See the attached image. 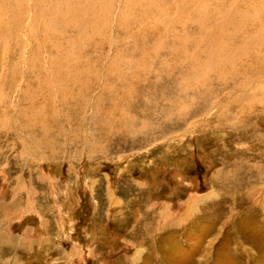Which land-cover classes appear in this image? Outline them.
I'll return each instance as SVG.
<instances>
[{
    "label": "rangeland",
    "instance_id": "1",
    "mask_svg": "<svg viewBox=\"0 0 264 264\" xmlns=\"http://www.w3.org/2000/svg\"><path fill=\"white\" fill-rule=\"evenodd\" d=\"M3 1L0 264H264V77L209 59L264 56V0H196L207 43L177 0Z\"/></svg>",
    "mask_w": 264,
    "mask_h": 264
},
{
    "label": "bare ground",
    "instance_id": "2",
    "mask_svg": "<svg viewBox=\"0 0 264 264\" xmlns=\"http://www.w3.org/2000/svg\"><path fill=\"white\" fill-rule=\"evenodd\" d=\"M2 1V0H1ZM14 1V3L16 2L15 0H13ZM19 2H21V0H18ZM24 1V0H23ZM65 1V0H64ZM95 4L92 6V7H88V9H89V12H86V11H83V18H82V20L81 21H88V22H90V23H92V24H94V25H97V19H96V17L98 18L100 15H102V10L101 11H98V9H99V7L100 6H97V4H99V2H100V0H92ZM135 1V0H134ZM163 0H158V2L157 3H160V2H162ZM178 1V6H177V8H179V9H186L187 10V12H186V16L184 17V18H190L191 20L193 19V20H195L194 18L196 17V20H197V22L198 23H196V25H197V27L196 28H198V32L197 33H199L200 34V36H202V38H200V40H203V41H205L206 43H207V39H206V37L204 36V34H203V25H204V23L206 22V17L205 18H203L204 17V14H203V8H202V6H203V4H201L199 1H197L196 2V0L194 1V2H196V6H192L191 7V9H189V7H190V5H191V0H189L188 2H186L187 0H177ZM3 2H5V0L3 1ZM34 2V1H33ZM190 2V3H189ZM13 3V4H14ZM35 3H39V1L38 0H36L34 3H32V6L34 7V6H36L35 5ZM156 3V4H157ZM175 3H176V0H175ZM13 4H11V5H13ZM68 4V3H67ZM149 4V3H148ZM209 4V3H208ZM177 5V4H176ZM65 6V5H64ZM185 7V8H183V7ZM2 7V6H1ZM0 7V8H1ZM13 7V6H12ZM75 7V9H76V7H77V10H79L78 8H79V5H75L74 6ZM159 7V6H158ZM204 7V6H203ZM232 7V6H231ZM81 8V7H80ZM156 8V7H155ZM228 8H229V6H228ZM3 9H5V5H4V7H3ZM2 9V10H3ZM87 9V10H88ZM204 9H206V8H204ZM227 9V8H226ZM1 10V9H0ZM22 8H21V6L18 4V6H17V12H18V16H15L14 18H13V21H12V25H17V22H19V20L22 18ZM69 10V9H68ZM157 10V9H156ZM221 10H222V8H220V12L219 13H221ZM232 10V9H231ZM254 10V9H253ZM13 11V10H12ZM160 11V10H159ZM169 11V10H168ZM3 12V11H2ZM55 12V13H54ZM52 11L51 12V14H52V16H51V19H53L54 17H55V15L56 16H58L59 14H58V12H56V11ZM80 12V11H79ZM82 12V11H81ZM205 12V11H204ZM224 12H226L225 10H224ZM228 12H229V10H228ZM232 12V11H231ZM9 13V12H8ZM8 13H6V14H8ZM149 13V12H148ZM151 13V12H150ZM227 13V12H226ZM225 13V14H226ZM113 14V13H112ZM225 14H223V15H225ZM165 15H166V13H165ZM3 16H4V13H3ZM8 16V15H7ZM10 16V15H9ZM8 16V17H9ZM70 16L72 17L71 19H73V16H72V13H70ZM147 16V15H146ZM149 16V15H148ZM195 16V17H194ZM221 16V15H220ZM6 17V16H5ZM4 17V18H5ZM167 17V16H166ZM174 17V16H173ZM172 17V18H173ZM1 18V17H0ZM256 18V17H255ZM6 19V18H5ZM208 19V18H207ZM230 19V18H229ZM1 20V19H0ZM219 20V19H218ZM234 20V19H233ZM7 21V20H6ZM11 21V20H10ZM84 22H81V23H84ZM97 22V23H96ZM192 22H194V21H192ZM192 22H190V23H192ZM229 22H232V21H229ZM228 22V17H224V19H222V16H221V19H220V23H217L216 25L218 26V28L219 29H221V30H223V31H228V30H225L224 28H223V25H227V23H229ZM235 22V21H234ZM0 23H1V21H0ZM110 23H111V20H110ZM233 23V22H232ZM237 23V22H236ZM259 23V22H258ZM2 24H3V22H2ZM10 24V25H11ZM234 24V23H233ZM238 24V23H237ZM262 24V23H261ZM7 25V24H6ZM111 25V24H110ZM169 25V24H168ZM192 25V24H191ZM229 25H230V23H229ZM229 25H228V27H229ZM4 26V25H3ZM3 26L0 24V33H2V32H4L3 34H5L6 33V31H3L2 29H3ZM8 26V25H7ZM170 26V25H169ZM231 26V25H230ZM112 27V26H111ZM237 27V26H236ZM230 28V27H229ZM81 29V28H80ZM260 29V28H259ZM166 30V29H165ZM261 30H262V32H264V23L262 24V27H261ZM260 30V31H261ZM257 31V30H256ZM196 33V32H195ZM254 33V32H253ZM252 33V34H253ZM257 33V32H256ZM171 34V33H170ZM239 35H240V33H238ZM237 34V35H238ZM85 36H89L88 35V32H87V34L85 33L84 34ZM1 36V35H0ZM6 36V35H5ZM170 36V35H169ZM251 36V35H250ZM231 37V36H230ZM240 37V36H239ZM248 37V36H247ZM264 37V36H263ZM245 38V37H244ZM254 38V37H253ZM252 38V39H253ZM166 39H167V37H166ZM232 39H234V38H232ZM176 40V39H175ZM229 40H231V38L229 39ZM145 42V41H144ZM177 42V41H176ZM204 42V43H205ZM245 42V41H244ZM251 42V41H250ZM178 43V42H177ZM245 45H248V43L246 42V44ZM264 45V44H263ZM227 47V46H226ZM226 47H223V48H212V49H215L216 51H214V52H210L211 54H212V57H213V59H212V57L210 58L209 56H208V54H209V52L208 51H205V50H203V51H199L198 50V48H195V49H197V51H196V55H195V57H199V58H202L201 59V61H198V69L197 70H195V72H199V74L198 75H202V77H203V80H204V78H208V75H206L205 74V70H203V66H206V61H208L207 60V58L209 57V59H211L212 61H213V63H214V65H215V63L218 61V63L220 64V65H222L223 66V68H225V69H227V68H230V69H232V70H234V67H235V64H236V59H235V57L236 56H238V55H242L241 57H243L242 58V60L241 59H239V60H241V62L240 61H238L239 62V64L241 65V67H243L244 65V67H249V66H251V68L253 69V67L255 66V65H257V64H260V63H263L264 64V62H262L261 61V57L263 56L260 52H258L259 51V49H258V51L256 52V53H254V54H256V55H251V54H249L250 52H248L250 49H249V47H240V48H234V47H232L230 50H227L228 48H226ZM186 49V48H185ZM185 49H182V51H184V54L185 55H183L181 58L182 59H185L186 61H188L189 62V64L191 63V61H192V59H191V57H192V55H193V53L195 54V52H193V53H191L192 55H189V54H186L185 52ZM220 49H222L221 51H220ZM168 50V49H167ZM227 50V51H226ZM260 50H264V49H260ZM71 50H69V52H70ZM179 51V53H180V51L181 50H178ZM177 51V52H178ZM57 52V51H56ZM177 52L176 53H173V56H176V54H177ZM262 52V51H261ZM168 53H169V51H168ZM210 55V54H209ZM224 55H226V56H224ZM264 57V56H263ZM52 59V58H51ZM175 60H177L176 58H174ZM178 61V60H177ZM182 61V60H181ZM181 61H179V62H181ZM183 63H185V62H183ZM209 63V62H208ZM207 63V64H208ZM217 64V63H216ZM239 64H237L236 66H237V69L239 68ZM188 65V64H187ZM138 66V65H137ZM208 67V66H207ZM240 67V68H241ZM137 68V67H136ZM139 68V67H138ZM221 68V67H220ZM222 68V69H223ZM250 68V70L248 71V72H243V71H241V69H239L240 70V74L241 73H243L244 75H243V78L240 80V85H241V88H243V89H248V87H249V85H251V83H255L256 81H258L259 79H262L263 77H264V71L263 72H258V73H254L253 71L252 72H250L252 69ZM216 70V69H215ZM221 70V69H220ZM260 70H262V69H260ZM194 72V73H195ZM209 72V71H208ZM221 72H223V71H221ZM226 72H228L227 70H226ZM225 72V73H226ZM250 72V74H249V76H247V73H249ZM211 73V75H212V72H210ZM228 73H232V71H230V72H228ZM238 73V72H237ZM192 74V73H191ZM219 73H217V75H218ZM239 74V73H238ZM49 75H51V74H49ZM121 75H124V74H120L119 75V77L121 78V79H123L122 77H121ZM229 75H234V73L233 74H229ZM195 76V75H194ZM214 76H215V74H214ZM219 76L220 77H223L224 78V75H221V74H219ZM47 77H49L48 76V74H47ZM196 77V76H195ZM198 77V76H197ZM200 77V76H199ZM199 77H198V79H199ZM201 77V78H202ZM229 78V77H228ZM231 78V77H230ZM190 79V78H189ZM213 79V78H212ZM221 79V78H220ZM235 79V78H234ZM237 79V78H236ZM54 83H55V86L57 87V81L56 80H60V77H54ZM229 80H231V79H229ZM228 80V81H229ZM129 81H132V76L131 77H129V79L127 80V82H129ZM198 81V80H197ZM207 81H209L208 79H207ZM215 81H218V82H220L219 81V79L217 78ZM233 81H235V80H233ZM263 81V80H262ZM261 81V82H262ZM198 82H201V81H198ZM206 82V81H205ZM260 82V83H261ZM9 83V82H8ZM140 83H142V82H140ZM197 83V82H196ZM202 83H204V81L202 82ZM223 83V82H222ZM231 83V82H230ZM235 83V82H234ZM130 84H132L131 82L129 83V86H131ZM186 84H188V83H186ZM201 84V83H200ZM205 84V83H204ZM232 84V83H231ZM54 85V84H53ZM61 85V83L58 85V86H60ZM140 85V84H139ZM138 85V86H139ZM189 85V84H188ZM188 85H187V87L186 88H188ZM198 85V84H197ZM197 85H196V87H197ZM210 85V84H209ZM233 85V84H232ZM5 86V85H4ZM4 86H2L1 85V83H0V87H4ZM128 86V87H129ZM190 86V85H189ZM200 86V85H199ZM230 86V85H229ZM122 87V86H121ZM120 87V88H121ZM133 87V86H132ZM140 87V86H139ZM239 87V86H238ZM10 88V87H9ZM119 88V87H118ZM130 88V87H129ZM135 88H136V86H135ZM190 88V87H189ZM189 88H188V90H189ZM229 88H231V87H229ZM0 89H2V88H0ZM4 89V88H3ZM3 89L1 90V91H3ZM122 89V88H121ZM138 89V88H137ZM235 89H236V86H235ZM214 90V89H213ZM228 90V89H227ZM5 91V90H4ZM7 91V90H6ZM130 91V90H129ZM133 91V90H132ZM239 91V90H238ZM241 91H242V89H241ZM33 93H34V95H35V97H38V96H44L45 94H44V92H43V90H40L39 88L38 89H36V90H33ZM131 94H132V92H130ZM129 93V94H130ZM193 93V92H192ZM242 93H243V91H242ZM242 93H240V95L242 94ZM7 94V93H6ZM129 94H127L128 96H129ZM36 95H38V96H36ZM126 95V96H127ZM133 95V94H132ZM132 95H130V96H132ZM239 95V94H238ZM251 95V94H250ZM250 95H249V97H250ZM127 96V97H128ZM129 96V97H130ZM134 97L135 96H137V95H133ZM215 96V95H214ZM213 96V97H214ZM6 97H7V95H4V93L3 92H0V103H5L6 101L5 100H7L6 99ZM9 97V99H10V96H8ZM47 97V99L46 100H48L49 99V101H50V98L48 97V96H46ZM128 97V98H129ZM256 97H257V95H256ZM127 98V100H128V102H129V99ZM239 98H240V96H239ZM252 98V97H251ZM255 99H257V98H255ZM238 100V99H237ZM240 101H241V99H239ZM243 100V99H242ZM245 100V99H244ZM253 100V99H252ZM9 101V100H8ZM49 101H48V103H49ZM246 101H247V98H246ZM249 101H250V99H249ZM253 101H255V100H253ZM131 102V101H130ZM129 102V103H130ZM34 103V102H33ZM46 103V102H45ZM228 103H229V101H228ZM6 104H7V102H6ZM225 104V103H224ZM237 104V103H236ZM264 105V104H263ZM0 106H1V104H0ZM237 105H235V107H236ZM9 107V106H8ZM250 107V106H249ZM5 108V107H4ZM10 110H8V112H9ZM224 112V111H223ZM0 113H2L1 111H0ZM1 115V114H0ZM3 120V119H2ZM0 123H1V118H0ZM1 127V126H0ZM9 130H11L10 128H8ZM3 130H4V132H6L5 130V128H3ZM2 130L0 129V132H1ZM12 131V130H11ZM12 133V132H11ZM3 134H5V143H10V142H12V140H11V137H9L6 133H3ZM0 139H1V136H0ZM12 145V144H11ZM7 206V205H6ZM8 206H10V207H12V208H15L16 206H15V204H13V202L11 203V204H9ZM8 210H9V208L7 209V208H4V206L3 207H1L0 206V211L3 213H8ZM167 214V213H166ZM156 216V215H155ZM165 216V215H164ZM163 216V217H164ZM168 216V215H167ZM166 216V217H167ZM150 218V217H149ZM157 218V217H156ZM164 219H166V218H163V219H161V220H164ZM183 219V218H182ZM182 219H179V220H182ZM153 220L154 219H152V223H154L153 222ZM160 220V221H161ZM167 220V219H166ZM173 220V219H172ZM150 221V220H149ZM156 222V221H155ZM165 223V222H164ZM175 223V222H174ZM151 223H149V225H150ZM158 224V223H157ZM162 224V223H161ZM171 224V223H170ZM159 225V224H158ZM158 225H156V226H158ZM166 225V224H165ZM164 225V226H165ZM169 225V224H168ZM171 225H173V224H171ZM170 226V225H169ZM159 227V226H158ZM161 227V226H160ZM149 228H150V226H149ZM162 228H163V225H162ZM155 230V229H154ZM164 230H165V228H164ZM153 231V230H152ZM161 231H163V229L161 230ZM154 233V232H153ZM156 233V232H155Z\"/></svg>",
    "mask_w": 264,
    "mask_h": 264
}]
</instances>
